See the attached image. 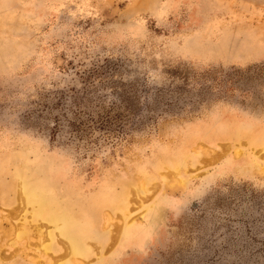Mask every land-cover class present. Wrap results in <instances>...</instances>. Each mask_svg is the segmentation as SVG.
<instances>
[{
    "label": "rangeland",
    "instance_id": "rangeland-1",
    "mask_svg": "<svg viewBox=\"0 0 264 264\" xmlns=\"http://www.w3.org/2000/svg\"><path fill=\"white\" fill-rule=\"evenodd\" d=\"M30 177L128 204L43 255ZM57 259L264 264V0H0V264Z\"/></svg>",
    "mask_w": 264,
    "mask_h": 264
},
{
    "label": "bare ground",
    "instance_id": "bare-ground-1",
    "mask_svg": "<svg viewBox=\"0 0 264 264\" xmlns=\"http://www.w3.org/2000/svg\"><path fill=\"white\" fill-rule=\"evenodd\" d=\"M116 184H121L120 190H116ZM126 187L127 186L124 185L123 182H109L106 186H103V188L98 189L99 193L97 197L95 195L90 197L84 196L82 199L85 201L82 200L75 207V199L73 200L68 197V193L67 195L63 194L59 184L54 181L53 178L46 181L44 177L41 179L35 178L34 180L30 177L19 180L16 199L22 204V210H26L25 208L29 209V217H31V220L44 221L43 223L34 225L39 239V247H41L38 253H43V255L48 253L52 241L54 238H58L65 247L63 249H65L66 254L68 253L70 257L69 261H71L74 257L76 258L89 253L92 245H103L102 232H105L109 224L102 222V217L112 210L126 208L128 204H126L127 201H125V195H127ZM81 194L84 195L85 193L81 192ZM131 209L133 210V208ZM130 221L131 218L126 221V223ZM26 222L27 221L23 220L21 224H19V228L17 227L18 229L15 227L16 230H18L15 238L17 241L26 234L24 230V225L27 224ZM133 222L134 219L130 224ZM126 223L123 222V224L121 223L122 225L118 227L116 239L120 235L119 233L124 229ZM53 230L58 231L56 237L52 235ZM50 257H52V254ZM64 263L65 262L62 261L59 262L58 259L54 262V264Z\"/></svg>",
    "mask_w": 264,
    "mask_h": 264
}]
</instances>
